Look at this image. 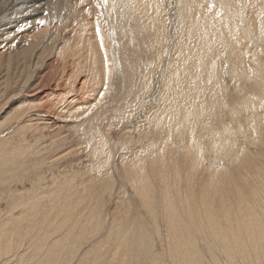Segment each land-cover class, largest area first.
Masks as SVG:
<instances>
[{"label":"bare ground","instance_id":"obj_1","mask_svg":"<svg viewBox=\"0 0 264 264\" xmlns=\"http://www.w3.org/2000/svg\"><path fill=\"white\" fill-rule=\"evenodd\" d=\"M262 27L264 0H0V264H264Z\"/></svg>","mask_w":264,"mask_h":264},{"label":"rangeland","instance_id":"obj_2","mask_svg":"<svg viewBox=\"0 0 264 264\" xmlns=\"http://www.w3.org/2000/svg\"><path fill=\"white\" fill-rule=\"evenodd\" d=\"M60 70H61V69H60ZM53 71H54V70H52V72H51V71H48L49 73L47 72V74H46L47 76H46V77H47V78L50 77L49 75H51V74L53 73ZM20 101H21V100H20ZM23 101H24V100H23ZM46 101H47V99H44L43 102H40V103L37 101L38 104L36 103V105H40V104L42 105V104H43V105L46 106V105H47L46 103L49 102V101H47V102H46ZM44 102H45V103H44ZM32 103H35V102H32ZM32 103H30V104H31V105H30L29 102H26V103H24L23 105H30V106L34 107L35 104L32 105ZM21 105H22V103L19 102V103H17V104H14L12 107H14V108H15V107H18V106L22 107ZM30 106H29V107H30ZM35 107H36V106H35ZM38 107H39V106H38ZM20 110H22V109H20ZM8 117H9V114H6L4 117H1V118H0V126H2L3 124H7V121H6V120H7ZM5 122H6V123H5ZM7 128H8V125H7L6 129H7ZM74 148H75V149H74ZM80 148H81V147H79V146H78V147H75V145H74V146H73V149H72V147L69 148V150L67 149L68 152H65L66 154H64V156H66L67 159H69V161H68L66 158H62V157H63L62 155H63V153H64V150H62V152L59 151V152H60V155H61V153H62L61 156H55L56 153H57V155H59L58 152L54 153V154H55L54 156L56 157L55 160L57 161V163H56V161H55L54 159H53V160H54V162H55L57 165H58V162L60 161V162H59V165L63 168L64 165L62 166V163L65 164L66 162H67V163L70 162V160H74L73 158H75V157H74L75 155L77 156L75 159H78V157L80 156V154H81L82 156L87 155L86 152H83V153H84V154H83V153L81 152L83 149H80ZM76 149H77V150H76ZM32 150H33V148H31V151H32ZM70 150H73V151H74L73 158H71V159H70V157H71V155H72V152H71ZM78 150H81V151H80L81 153H80ZM65 151H66V150H65ZM69 151L71 152L70 157H69V153H70ZM75 151H76V153H75ZM77 151H78V152H77ZM77 153H78V155H77ZM79 153H80V154H79ZM55 157H54V158H55ZM57 157H59V158H57ZM60 157H61V158H60ZM57 159H58V160L61 159V160L58 161ZM62 159H63V160H62ZM53 160H52V161H53ZM88 160H89V159H88ZM61 161H62V162H61ZM85 162H86V161H85ZM67 163L65 164L66 166H67ZM86 164H87V162H86ZM86 164H85V165H86ZM54 165H55V164H53V166H54ZM64 167H65V166H64ZM74 168H76V170H78V167H77V166H75ZM87 168H88V167H87ZM87 168L84 167L82 170L84 171V170H86ZM104 170H105V168L102 167V168H100V170H97V171H104ZM104 173H105V171H104ZM69 174H70V173H69ZM69 174H68V176H69V178L71 179L72 176H71V174H70V175H69ZM76 175H77V174H75V177H76ZM79 175H80V174H79ZM90 175H92V174H89V176H90ZM89 176H87V177H89ZM77 177H80V176H77ZM70 179H68V180H70ZM72 179H76V180H78L77 178H74V177H73ZM72 179H71V180H72ZM220 258H221V260L219 259V260L221 261L220 263L225 264V261H222V260H224V259H223L221 256H220ZM241 264H242V263H241ZM243 264H244V263H243Z\"/></svg>","mask_w":264,"mask_h":264},{"label":"snow or ice","instance_id":"obj_3","mask_svg":"<svg viewBox=\"0 0 264 264\" xmlns=\"http://www.w3.org/2000/svg\"><path fill=\"white\" fill-rule=\"evenodd\" d=\"M106 2H107V0H105V4H106ZM38 23L43 24V23H45V21L40 20V21H38ZM262 32H264V27H262ZM96 35L100 38V40H99L100 47L103 49L104 48V38L100 34L99 21H97ZM105 67H107V56H106V54H105ZM105 88L107 89V84H105ZM101 95H103V94H101ZM262 106H264V105H262Z\"/></svg>","mask_w":264,"mask_h":264}]
</instances>
